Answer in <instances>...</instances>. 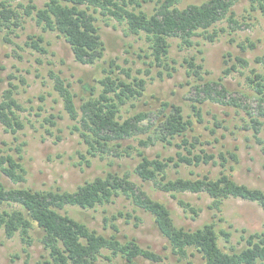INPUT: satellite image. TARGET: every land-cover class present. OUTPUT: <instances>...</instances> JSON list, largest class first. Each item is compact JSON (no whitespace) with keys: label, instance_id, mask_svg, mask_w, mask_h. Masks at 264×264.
<instances>
[{"label":"trees","instance_id":"trees-1","mask_svg":"<svg viewBox=\"0 0 264 264\" xmlns=\"http://www.w3.org/2000/svg\"><path fill=\"white\" fill-rule=\"evenodd\" d=\"M151 1L155 2L153 11H146L143 4ZM236 1L205 0L181 8L177 6L178 0H45L42 7H38L34 0H0V27H10L13 30V26H19L22 14L31 15L43 30H56L63 35L78 62L94 64L103 57L105 51L102 35L95 23L97 17L94 13L100 12L126 25L127 32L143 35L146 48H141L144 53L138 55L149 58V65L163 67L167 75L172 76L171 70L176 67L169 62V39L179 38L181 47L192 46L196 35H202L209 41L215 40L218 34L214 27L216 23L225 18L232 24L237 25L239 22L234 18L233 5ZM249 1L252 10L261 9L264 13V0ZM42 41V36L37 39L30 36L27 44L39 52H46ZM236 60L245 66L248 63L239 56ZM257 60H262V57ZM184 62L187 64V74L198 77L191 104L192 113L188 114H185L179 104L158 100L156 110H142L123 118L121 106L131 98L142 95L147 83V79L133 77L125 68L121 70L126 73L127 78L114 74V69H104L106 75L94 79L96 84L79 79L81 87L78 92L73 90L71 82H65L58 76L55 77L54 87L62 99L64 110L73 120H80L79 125L75 124V129L86 142L89 155H130L131 151L122 149V141L140 132L148 134L146 138L140 139L142 146L159 141L175 144L179 148L176 154L164 158L159 157L160 155L149 158L144 150L138 149L140 160L134 173L142 181H152L158 189L170 192L173 196L180 192H207L212 198L207 208L214 210L211 221L196 228L177 225L171 209L164 202L153 199L142 187H138L129 174L121 176L109 171L104 176L84 182L74 191L7 187L0 179V204L16 203L21 206L0 211V228L4 229L6 236L12 237L20 232L22 240L30 244L32 237L29 230L36 227L42 232L40 241L49 251L50 259L46 260V264H107L99 262L100 258L111 261L115 256L123 259L124 264H137L136 260L140 256L152 261L160 260L159 254L142 247L134 237L122 241L116 233L99 232L87 222L59 210L70 205L83 209L96 208L111 201L116 195H124L153 216L173 252L181 257H185L188 250L192 249L190 253H199L203 264H256L259 260L264 261V231L247 234V229L242 228L241 239L246 244L242 247L227 245L232 232L221 224L227 222L226 217L217 214L227 198L254 201L264 210V190L240 183L228 172L230 159L239 163L237 147L209 151L205 145L211 144L212 139H204L202 133L189 134L194 131L193 117L202 121L200 105L210 100L244 108L247 114L245 126L253 130L256 141L264 146V137L260 135L264 123V74L253 70V75L248 76L258 100L257 109L250 110L247 104L229 94L228 88L222 83L223 77L206 81L201 74L203 64L197 63L195 57H185ZM111 65L120 68L114 60ZM235 68L236 65L232 64L225 73ZM163 71L160 70L159 75ZM130 77L133 78L128 79ZM16 90L17 85L10 82V88L3 92L0 100V123L6 132L12 134L24 129L27 123L21 113L26 109L16 97ZM52 117L53 115L45 117L44 120L55 125L56 121ZM211 132L215 134L216 129L212 128ZM18 138L16 135L15 139ZM214 141H220L219 137L216 136ZM22 144L25 142H20L14 148L17 155L0 154L1 172L15 182L25 180L27 173L21 162ZM217 157L221 159L222 169L215 176L208 172L195 178H169L168 168L171 165L199 166L211 160L218 163L215 160ZM83 158L90 164L89 158ZM230 167L231 170L234 169L233 165ZM178 203L193 216L199 214V208L191 202L178 199ZM116 217L114 215L113 219ZM105 221L110 222L108 225L115 231L118 230L111 218L105 217ZM221 239L226 243L222 244Z\"/></svg>","mask_w":264,"mask_h":264},{"label":"rangeland","instance_id":"rangeland-1","mask_svg":"<svg viewBox=\"0 0 264 264\" xmlns=\"http://www.w3.org/2000/svg\"><path fill=\"white\" fill-rule=\"evenodd\" d=\"M203 1L205 0H178L177 6L182 8ZM44 2L45 0H34L38 7H42ZM154 6V1L143 4L146 11H153ZM233 10L234 18L239 22L237 25L232 24L225 18L216 23L214 27L218 34L213 41L196 35L192 46L181 47L179 38L169 39V62L176 67L171 70L172 76H168L163 67L149 65V58L138 55L144 53L141 48H146L143 35L127 32L126 25L100 12L94 13L97 17L95 23L102 35L105 51L103 57L94 64L78 62L65 37L56 30H43L31 15L22 14L19 26H13V30H10V27H0V100L3 92L10 88V82L15 83V95L26 109L21 113L27 122L25 128L16 134L6 132L0 123V154L17 155L14 148L20 142H25L22 144L21 162L27 169L25 180L18 182L12 181L0 170L2 182L7 187L74 191L84 182L104 176L109 171L117 172L121 176L129 174L138 187H142L153 199L164 202L171 209L177 225L196 228L211 221L214 210L207 208L212 200L207 192H180L174 193L176 196H173L170 192L158 189L152 181H142L134 173L140 160L138 149L144 150L149 158H156L158 155L164 158L176 154L179 148L175 144L159 141L142 146L140 139L146 138L148 134L140 132L122 141V149L131 151L130 155H89L86 142L75 129V124L79 125L80 120H73L64 110L54 82L58 76L65 82H71L73 90L78 92L81 87L79 79L96 84L94 79L106 75L104 69H114V74L127 78L126 73L121 70L125 68L133 77L147 79V83L142 95L131 98L121 106L123 118L142 110H156L158 100L179 104L185 114H188L192 113L191 104L195 97L194 87L198 77L187 74L184 58L193 56L197 63L203 64L201 74L204 80L215 81L220 76L223 77L222 83L228 88L229 94L247 104L250 110H256L258 100L248 76L253 75V70L264 74V13L261 9L252 10L249 0H237ZM30 36L35 39L42 36L41 44L46 52H39L30 47L27 44ZM237 56L246 59L247 65L240 64L236 60ZM258 57H262V60H257ZM112 60L119 64L120 68L111 65ZM232 64H235L236 68L225 73ZM160 70H164L162 75H159ZM200 108L202 121H197L196 116L193 117L194 131L189 134L202 133L204 139H212L211 144L205 145L209 151L217 152L220 149L237 147L239 163L230 159L228 172L238 182L264 190V146L256 141L253 130L245 126V109L210 100L201 104ZM51 115L52 120L56 121L55 125L44 120ZM261 127L260 135L264 137V123ZM212 128L216 129L215 134L211 132ZM16 135L18 140L15 139ZM216 136L220 141H214ZM83 156L90 159V164ZM215 160L218 163L211 160L199 166L171 165L168 168L169 178H195L208 172L215 176L222 169L221 159L217 157ZM231 165L234 166L233 170ZM178 199L191 202L199 208V214L193 216L191 212L185 211ZM4 208L11 210L21 206L16 203L0 204V211ZM59 210L87 222L99 232L116 233L122 241L134 237L142 247L153 250L161 257L158 261H152L140 256L136 260L137 264H203L199 253H190L192 249L188 250L189 253L185 257L174 253L168 239L159 231L153 216L124 195H116L111 201L96 208L83 209L70 205ZM217 214L226 217L227 222L221 224L232 232L230 242L226 243L221 239L222 244L244 246L246 242L241 239L242 228L247 229V234L264 231V210L257 202L227 198ZM114 215L117 216L115 220ZM105 217L111 218L118 230L115 231L109 226L110 222L107 223ZM230 223L233 225L230 226ZM29 234L32 237L30 244L22 240L20 232L8 237L4 229L0 228V264H46L50 256L40 241L42 232L32 227ZM100 261L107 264H124L119 256L113 257L111 261L101 257ZM256 264H264V261L259 260Z\"/></svg>","mask_w":264,"mask_h":264}]
</instances>
